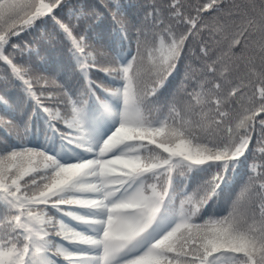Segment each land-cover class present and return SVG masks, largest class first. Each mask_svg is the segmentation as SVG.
<instances>
[{"label":"snow or ice","instance_id":"snow-or-ice-1","mask_svg":"<svg viewBox=\"0 0 264 264\" xmlns=\"http://www.w3.org/2000/svg\"><path fill=\"white\" fill-rule=\"evenodd\" d=\"M128 9L0 0V264H264V0H170L131 31ZM51 37L69 63L49 75Z\"/></svg>","mask_w":264,"mask_h":264},{"label":"trees","instance_id":"trees-1","mask_svg":"<svg viewBox=\"0 0 264 264\" xmlns=\"http://www.w3.org/2000/svg\"><path fill=\"white\" fill-rule=\"evenodd\" d=\"M89 4L92 5H103L106 3H109V0H88ZM121 3L124 5L129 6L128 9V15L126 17H122V19L125 21V23L129 24V29L131 31V24L134 23L133 17L138 18L139 20L143 21L145 18L146 11L151 12L153 8H155L157 11L161 13H165L167 11L168 4L170 3V0H121ZM182 3L185 5L186 11H192L194 7L201 3V0H182ZM101 14L103 15L108 11V9L100 8ZM206 15V14H205ZM207 23L211 24V20L207 19ZM148 23H151V18L148 19ZM96 21L95 20H89L87 24H85V27L92 26L95 31H105L107 32L110 28L111 21L108 18H105L102 23L100 24L99 28H95ZM49 36H51V26L48 27ZM94 34V33H93ZM202 37L204 40H208V34L207 31H205L202 34ZM22 41H33L39 39V34L37 33H22L21 37L19 38ZM52 42L49 44H46L44 46L40 45H34V47L40 48V55L39 57H33L32 62L33 63H40L43 64V66L50 71L47 73L49 75L54 74L56 68L58 66H66L69 63V57L66 51V46L62 43L57 42L55 37H51ZM201 46V36L198 35L195 38L191 40V43L189 45V53L187 58L185 59V64H191L193 68L197 69V71L190 73L191 77H194L195 79H199L201 74L198 71L199 67L201 66L203 60L205 59L202 54L200 53L199 49ZM208 48L211 49L209 52V59L215 58L219 54V49L215 47L211 42L208 43ZM131 51L135 53V41H132ZM195 53V55H193ZM24 59L27 61L29 58L27 55H25ZM46 61V63H45ZM139 63V61H138ZM3 72V68L0 67V73ZM94 78L103 79L105 82V86L112 87L114 82H110L107 78L103 76V74H99V76L96 75V73H93ZM237 73H233V77H235ZM64 78L61 77V80ZM171 79V84L169 85V91L170 92H176L178 88H180V82L184 79V68L181 67V71L178 74H174ZM195 79H189L188 81V90L191 91L192 88L195 86ZM75 82V81H73ZM221 83H223L221 81ZM2 90V89H0ZM8 92H10L13 97L15 98L17 95V90L13 88L7 89ZM59 91L58 89L56 90ZM249 94L252 93L253 89L249 88L247 90ZM182 97L183 92H181L177 96V100L182 103ZM6 111V109L4 110ZM35 142V141H34ZM251 162V161H250ZM243 182V178H241L240 182L236 185V187L232 190V192L228 193L225 196L224 201L218 203L217 207L215 208V212L218 214H226L231 200L235 199L238 192H239V185ZM248 207V199L247 197H244L240 201V209L243 211Z\"/></svg>","mask_w":264,"mask_h":264}]
</instances>
